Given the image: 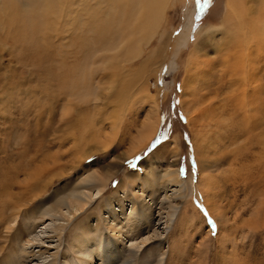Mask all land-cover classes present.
I'll return each instance as SVG.
<instances>
[{"label": "rangeland", "instance_id": "374dc122", "mask_svg": "<svg viewBox=\"0 0 264 264\" xmlns=\"http://www.w3.org/2000/svg\"><path fill=\"white\" fill-rule=\"evenodd\" d=\"M228 1L170 0L157 34L142 47L141 58L130 60L136 55L133 45L137 38L129 48L119 51L118 57L121 43L109 48L105 40L94 41L95 33L89 31L93 13H89L105 14L106 8L112 10V7L108 8L100 0H87L91 11L74 15V24L68 22L65 33L71 40L61 44L69 53L67 67L74 76L68 80V86L50 96L47 86L54 89L60 83H49L47 77L37 71L41 66L38 65L40 56H33L37 46L45 54L52 52V57L58 54L49 30L42 36L38 32L35 42L30 41L35 35L22 30L13 32L22 11L26 16L22 21L35 20L38 12L31 17L23 1L0 0V220L3 214L6 217V221H0L4 222L0 228V264H7L12 256L18 235H26L29 218L23 211L18 226L12 224L15 230L19 228L17 233L7 232L6 227L17 210L16 205L7 206L23 202L19 197L25 202L37 199L39 194L43 199L55 189L65 188L69 182L78 183L91 171L105 175L109 167L119 162L123 167L104 188V195L87 208L90 212L86 210L71 229H67V241L60 255L66 256L68 263L76 261L70 246L75 226L88 218H100L102 206L115 193L130 192L132 187L125 178L128 173L150 172L157 184L160 183L157 187L161 190L157 200L146 197L147 201L151 200L154 226L138 239L152 238L139 250H123L118 264L128 260L132 264H264V127L253 142L248 135L233 145H222L216 136L223 135L224 130H217L215 120L211 122L213 111L219 109L227 97L232 98L229 94L219 98L211 94V90L218 87L220 74L223 75V65L219 64H223L221 59L227 58L224 54L229 48L222 43L219 33L212 38L209 30L223 27ZM79 16L83 17L80 22L76 19ZM116 18L114 11L108 15V19ZM47 20L59 27L64 22L58 18ZM189 23L191 31L186 28ZM93 30L99 34V29L93 27ZM120 31L130 34L131 25L127 23L126 29ZM182 34L189 36L186 46L180 44ZM261 64L257 65V71L263 74L264 70L260 69H264V63ZM121 65L125 68L124 75L118 73ZM188 78L191 87L183 96ZM258 83L264 98V75ZM63 89L71 94L69 98L62 94ZM186 105L192 112L190 126L184 118ZM262 105H259L263 117L260 119L264 122V103ZM157 111L160 121L155 126ZM198 120L206 125L202 141ZM142 140H146V145L138 149ZM200 142L206 146L213 144L210 152H203V156L197 152L203 147ZM174 160L188 186L183 197L173 195L171 190L166 194L164 182L159 181L160 175L174 166ZM212 163L214 167L210 168ZM208 175L216 178L211 179L210 185L217 197L215 211L206 207L207 195L202 187V180ZM37 186H41L43 193L37 191ZM144 194L148 196L147 192ZM38 202L35 200L28 207L32 210ZM171 205L179 209L168 224ZM154 229L161 233L159 237H153Z\"/></svg>", "mask_w": 264, "mask_h": 264}, {"label": "bare ground", "instance_id": "6f19581e", "mask_svg": "<svg viewBox=\"0 0 264 264\" xmlns=\"http://www.w3.org/2000/svg\"><path fill=\"white\" fill-rule=\"evenodd\" d=\"M21 1H23L21 3L25 6L27 13L31 14V17L35 11L38 12V16L35 20L27 19L22 21L21 18L26 17L24 15L25 13L22 11V14L20 13L21 16L19 24L14 28L13 32L22 30L35 35L36 38L32 37L30 39V41L35 42L37 39L36 34H38V32L42 36V34L48 33L49 30V36L55 42L54 49L58 53L55 57H52V52H48L46 54L43 53L41 47L38 46L33 54L34 57L36 55L40 56L38 65L40 64L41 66L37 68V71L40 72L42 76L47 77L46 80H48L49 83H60L58 84L59 86L54 89L47 86L46 90L50 92L49 94L51 96V93L59 91L66 85L68 86V80L74 76L72 75L73 71H69V67H67L69 53L63 49L66 46H61L63 41L68 40L69 43L71 40H69L70 36L65 35V33L68 32V22L73 25L74 15L88 14V11H91V9L88 7L87 0ZM100 1H103L108 8L112 7V10L117 14V18L116 20L108 19V15L113 13V11L107 10V8V11L105 10L104 12L105 14L97 11H91L89 14L93 13V16L91 17L92 22L89 26V31L91 33H95L94 41L101 40L103 42L105 40L109 48H113L115 44L121 43L123 46L117 49L116 57H118V52L129 48L134 39L137 38L136 44L133 45L136 50V55L132 56L130 60L136 57L138 59L141 58L143 55L142 47L147 46L151 39L157 34L160 22L164 16L163 14L166 5L170 0ZM29 4L32 7H30ZM122 6L123 8H120ZM81 7H83V9H81ZM226 11L227 14L225 13L226 17L223 27H221V29H218L219 27H217L215 31L209 30V33H212L210 34L212 38H215L214 35L219 33L218 36H221L222 43L229 48L228 50L226 49L227 51L224 54L227 58L221 59L222 62L221 60L220 62L223 64H219L223 65V67L221 66L223 75L220 74L221 78L217 80L218 87L211 90V94H216V98L229 94L232 98L227 97L222 104H220L221 100L218 99L220 102L218 107L219 109L215 108L216 110L213 111L211 122H214L215 120L217 130L221 132L222 129L224 130L223 135H219L217 133V142L220 141L222 145H225L226 143L233 145L237 143L239 139L244 136L247 137L248 135L253 142L254 136L259 135L262 127H264L262 126V123L264 122H261L260 119L262 115L260 116L261 107H259V105L264 103V98L261 95L258 83L264 73L262 72L263 74H260V72L258 73L257 71V65L264 63V0H229L226 5ZM47 16L48 18H58L59 20L64 21L62 23V27H59L55 22L47 20ZM103 17H107V19L103 20ZM76 19L79 21L82 20L83 17L79 16V18L76 17ZM127 23L131 25V33L124 35L121 33L120 29H126ZM116 26L120 29L114 28ZM93 27H95L96 30L99 29V34H96ZM186 28L188 31H191L192 25L190 24ZM201 31L204 32V29H201ZM75 32L76 31L72 32V34H75ZM81 33L83 35V32ZM72 34L70 35L72 36ZM22 38L25 39L24 37ZM188 41L189 36L182 34L180 44L182 46H186ZM54 58L57 60L55 61ZM48 62L49 65L47 66ZM218 62L215 61L216 64ZM119 67L120 71L118 73L124 75V66L121 65ZM261 70L264 69H260V71ZM189 81L190 80L188 78V80L184 83L183 96H185V94L190 90L191 84H189ZM73 82L76 83V81ZM225 89H229L231 92L225 93ZM70 90L72 91V89ZM62 94H64L66 98L71 96V94L66 93L65 89H63ZM55 98L57 99V97ZM153 103L155 108L158 110L155 100ZM185 104L187 103L184 102V105ZM46 109L50 113H53V110H50V108ZM184 112V118L188 122V126L192 125V112L187 105L184 106ZM159 121L160 116L157 111L155 126H158ZM196 121H194V123ZM71 122L75 123V120H71ZM198 122L199 128H197L200 131L198 133L200 134L201 139V137L205 135V132H207L204 131V126L206 125L203 126L200 124L202 120H198ZM199 144L203 145L202 142ZM145 145L146 140H142L138 149L140 147H144ZM203 147L201 146V148H203L202 151L201 148H198L197 151L201 152V156H203L204 153L207 154L210 152L213 144L209 143L208 146L204 144ZM174 161V166L164 171L160 175L159 181L164 182L166 194L167 190H171L173 195L183 197L188 189V186L181 178L179 169L175 167L177 160ZM122 167V162L116 163L108 168L105 175H100L94 171L88 172L84 177L79 179L78 183L69 182L66 184L65 188L63 187L61 189L59 187L55 189L52 194H48L43 199H41L42 196L40 197L38 194L37 199L34 198L33 200V198H31L24 202L25 199L18 196V199H23V202H15L14 204L11 203L9 206L5 205L9 208L16 205L14 208L17 209L16 216L10 220V225L6 227L7 232L9 231V233L13 231L17 233L19 228H16L15 230L12 224L14 223L17 227L21 216L26 213L29 214V218L27 219L28 221L25 226L26 235L22 236L20 234L21 236H19L17 234L18 239L15 244L13 243L14 248L11 250L12 256L7 259V264H70L67 262V258H65L66 256L60 255V249L67 241L65 240L67 229H71L73 222L78 219L88 207H90L95 201L100 200V198L104 195V188L109 185V182H111L112 178L121 171ZM211 167H214L213 163L210 168ZM149 173H128L125 178L128 184L132 187L131 191L123 195H119L118 192L115 193L108 200V202L102 206L103 209L100 218H88L86 222H79L75 226L71 235L72 244L70 245L76 255V261L74 264H118V262L122 259L123 250H139L152 238V236H146L141 240L138 239L140 235L148 232V229H152L151 227L154 222L153 211L150 204L151 200H157L155 198H157V194L158 192L160 193L159 190H161L157 187L160 183L157 184V182L150 175L151 173ZM211 179L213 180L216 178H212L210 175L205 176L202 180V187L203 190H206V207H212L213 211H215L214 208L217 207L215 200L217 197L210 187L212 181ZM137 185L140 186V188H138ZM31 189L33 190L35 188L32 187ZM36 189L37 191L42 192L41 186H37ZM145 192H147L148 196H145ZM146 197H151V200L147 201ZM35 200H38L39 202L37 203V206L31 210L28 205L31 206V203L33 204ZM170 209L171 210L168 213V224L172 223L174 220L179 207L171 205ZM2 220L6 221L4 214L2 215L0 221ZM3 224L4 222H0V228ZM97 230L103 235L104 239L100 237ZM159 233L157 229H154L153 237H159L161 235V233ZM133 254L136 256L137 252L134 250ZM132 259L133 257L131 260ZM128 261L124 264H132Z\"/></svg>", "mask_w": 264, "mask_h": 264}, {"label": "snow or ice", "instance_id": "6c2138e0", "mask_svg": "<svg viewBox=\"0 0 264 264\" xmlns=\"http://www.w3.org/2000/svg\"><path fill=\"white\" fill-rule=\"evenodd\" d=\"M159 141L157 140L156 143H158ZM181 174H183V170H181Z\"/></svg>", "mask_w": 264, "mask_h": 264}]
</instances>
